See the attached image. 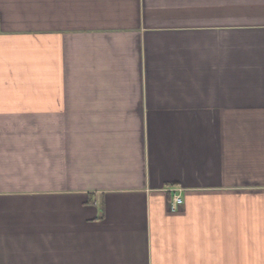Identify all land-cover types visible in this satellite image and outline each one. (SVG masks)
<instances>
[{
	"label": "crops",
	"instance_id": "crops-1",
	"mask_svg": "<svg viewBox=\"0 0 264 264\" xmlns=\"http://www.w3.org/2000/svg\"><path fill=\"white\" fill-rule=\"evenodd\" d=\"M0 264H264V0H0Z\"/></svg>",
	"mask_w": 264,
	"mask_h": 264
},
{
	"label": "built area",
	"instance_id": "built-area-1",
	"mask_svg": "<svg viewBox=\"0 0 264 264\" xmlns=\"http://www.w3.org/2000/svg\"><path fill=\"white\" fill-rule=\"evenodd\" d=\"M181 203H182L181 197H179V196L175 197V199H174V206L175 207H178Z\"/></svg>",
	"mask_w": 264,
	"mask_h": 264
}]
</instances>
